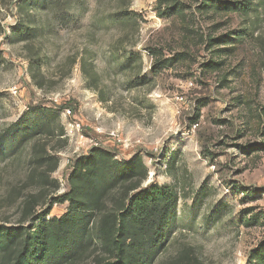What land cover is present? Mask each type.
I'll return each mask as SVG.
<instances>
[{"label": "rangeland", "instance_id": "rangeland-1", "mask_svg": "<svg viewBox=\"0 0 264 264\" xmlns=\"http://www.w3.org/2000/svg\"><path fill=\"white\" fill-rule=\"evenodd\" d=\"M99 147L177 195L145 264H264V0H0V225L31 227Z\"/></svg>", "mask_w": 264, "mask_h": 264}, {"label": "trees", "instance_id": "trees-1", "mask_svg": "<svg viewBox=\"0 0 264 264\" xmlns=\"http://www.w3.org/2000/svg\"><path fill=\"white\" fill-rule=\"evenodd\" d=\"M40 116L33 114L42 127L33 124L29 130L45 127ZM146 176L140 157L124 163L94 148L76 161L69 189L35 216L31 227L0 225V250L12 253L11 264H68L93 246L108 255L99 261L97 255L96 264H145L171 226L178 201L170 184L142 187ZM64 202L67 212L45 218L54 203Z\"/></svg>", "mask_w": 264, "mask_h": 264}, {"label": "built area", "instance_id": "built-area-1", "mask_svg": "<svg viewBox=\"0 0 264 264\" xmlns=\"http://www.w3.org/2000/svg\"><path fill=\"white\" fill-rule=\"evenodd\" d=\"M67 111H68V113H69V110H67ZM74 124L76 125L75 127H76V129L78 130L79 127H80L79 123L75 122Z\"/></svg>", "mask_w": 264, "mask_h": 264}]
</instances>
